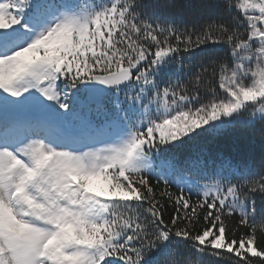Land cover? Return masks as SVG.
<instances>
[{"label": "snow or ice", "instance_id": "snow-or-ice-1", "mask_svg": "<svg viewBox=\"0 0 264 264\" xmlns=\"http://www.w3.org/2000/svg\"><path fill=\"white\" fill-rule=\"evenodd\" d=\"M226 132L264 143V0H0V264H264Z\"/></svg>", "mask_w": 264, "mask_h": 264}, {"label": "trees", "instance_id": "trees-1", "mask_svg": "<svg viewBox=\"0 0 264 264\" xmlns=\"http://www.w3.org/2000/svg\"><path fill=\"white\" fill-rule=\"evenodd\" d=\"M184 26L185 25H181V28L183 29ZM186 26L189 28L191 27V25ZM184 63L185 65L189 63V58L187 56L184 57ZM176 67H178V65L172 66L173 71ZM183 82L185 84L189 83L187 78H183ZM199 143L206 150L208 158L207 171L209 175H211L220 164L225 162H230L231 165L238 170H243L247 167L253 171L258 170L260 164L264 163V143L260 142L259 137L249 141L234 132H226L224 135L210 140H201ZM188 155H191V152L185 151L181 154V158L183 159ZM224 171L228 172L229 169L225 168ZM153 183H155V181H153ZM173 190H175V188ZM248 197V193L242 192L238 204L244 206L246 198ZM195 198L196 197L193 196V199ZM257 203L259 204V200H257ZM236 211L239 212V208H237ZM225 222L228 227L227 235L230 240L233 238V235H235L236 239H239L241 233H251V235H246L247 249L245 251L249 256L253 257L261 254L257 246L259 249L264 250V216L257 214L255 219H253L251 213H249L248 217L244 220L245 226H241L239 215L225 216ZM220 234L222 235L221 245H214L223 248L225 247L223 239L224 233L221 232ZM253 241H255V244ZM209 251L210 249H204L206 256ZM230 252L231 246H228L226 251L218 254L220 256L219 259H217V254L207 256V259L211 264H241V260H237L235 255H230ZM237 252H239V249ZM249 264H260V262L258 260H250Z\"/></svg>", "mask_w": 264, "mask_h": 264}, {"label": "rangeland", "instance_id": "rangeland-1", "mask_svg": "<svg viewBox=\"0 0 264 264\" xmlns=\"http://www.w3.org/2000/svg\"><path fill=\"white\" fill-rule=\"evenodd\" d=\"M221 243H222V235L220 234L219 236L216 237V239L213 242V244H215V245H221Z\"/></svg>", "mask_w": 264, "mask_h": 264}]
</instances>
